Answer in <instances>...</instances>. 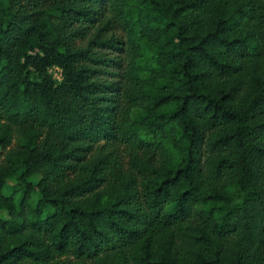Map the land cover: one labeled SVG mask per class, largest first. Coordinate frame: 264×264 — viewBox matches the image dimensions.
Segmentation results:
<instances>
[{
    "label": "trees",
    "instance_id": "trees-1",
    "mask_svg": "<svg viewBox=\"0 0 264 264\" xmlns=\"http://www.w3.org/2000/svg\"><path fill=\"white\" fill-rule=\"evenodd\" d=\"M1 212L0 264H264V0H0Z\"/></svg>",
    "mask_w": 264,
    "mask_h": 264
},
{
    "label": "rangeland",
    "instance_id": "rangeland-1",
    "mask_svg": "<svg viewBox=\"0 0 264 264\" xmlns=\"http://www.w3.org/2000/svg\"><path fill=\"white\" fill-rule=\"evenodd\" d=\"M50 72L53 74L54 78L59 79V72H60V71H59L57 68H53L52 70H50ZM38 179H39V177H35V178H33V179H32V183H36V182L38 181ZM10 184H14V183H13L12 181H10ZM37 200H38V195L35 194V195L33 196L31 202H32L33 204H35V203L37 202ZM0 215L3 216V217L6 216L5 212H1Z\"/></svg>",
    "mask_w": 264,
    "mask_h": 264
}]
</instances>
